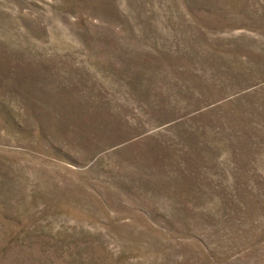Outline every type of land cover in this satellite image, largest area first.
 <instances>
[{
	"label": "rangeland",
	"instance_id": "obj_1",
	"mask_svg": "<svg viewBox=\"0 0 264 264\" xmlns=\"http://www.w3.org/2000/svg\"><path fill=\"white\" fill-rule=\"evenodd\" d=\"M0 264H264V0H0Z\"/></svg>",
	"mask_w": 264,
	"mask_h": 264
}]
</instances>
